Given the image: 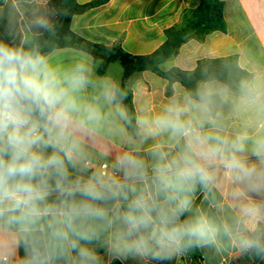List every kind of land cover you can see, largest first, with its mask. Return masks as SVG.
I'll list each match as a JSON object with an SVG mask.
<instances>
[{
  "label": "clouds",
  "instance_id": "1",
  "mask_svg": "<svg viewBox=\"0 0 264 264\" xmlns=\"http://www.w3.org/2000/svg\"><path fill=\"white\" fill-rule=\"evenodd\" d=\"M55 15L0 2V264H264V61L133 110L90 53L50 48Z\"/></svg>",
  "mask_w": 264,
  "mask_h": 264
},
{
  "label": "crops",
  "instance_id": "2",
  "mask_svg": "<svg viewBox=\"0 0 264 264\" xmlns=\"http://www.w3.org/2000/svg\"><path fill=\"white\" fill-rule=\"evenodd\" d=\"M48 7L56 13L50 5ZM96 0H76L80 6ZM225 33L213 32L203 42L189 40L178 52L159 65L161 71L178 68L195 69L203 59L223 58L236 55L239 67L246 71L257 61H264V4L259 0H222ZM2 2V0H0ZM199 0H108L83 13L70 17L69 30L78 37L107 48H120L131 56H143L154 52L165 41V30L180 23L185 10L195 9ZM63 56L76 51L73 47L55 48ZM112 75L131 93L134 110L144 104L158 106L172 94L173 88H184L171 83L151 71L131 74L123 81V69L112 63L106 73ZM199 258L192 259L187 252L171 261H149L147 264H253L247 254L234 250L218 251L214 247L197 248ZM121 264H135L124 257H108Z\"/></svg>",
  "mask_w": 264,
  "mask_h": 264
},
{
  "label": "trees",
  "instance_id": "3",
  "mask_svg": "<svg viewBox=\"0 0 264 264\" xmlns=\"http://www.w3.org/2000/svg\"><path fill=\"white\" fill-rule=\"evenodd\" d=\"M108 0H96L86 5L80 6L76 0H52L50 5L57 11L56 33L54 36L45 34L43 39L49 42L50 48L73 47L87 51L97 61H100L98 73H106L107 67L112 63H119L123 69V81L131 74L140 71H151L169 84L180 83L184 88H190L202 78L205 71L218 75L229 73L237 74L242 70L238 65L236 55L223 58L203 59L197 63L195 69L183 71L172 68L168 71H161L159 65L175 55L179 48L193 39L203 42L205 37L213 32L225 33L226 22L223 17L224 3L222 0H199L195 9L185 10L181 16L179 24L165 30V41L154 52L143 56H131L123 52L120 48H107L92 44L69 30L70 17L76 13H83L86 10L105 3ZM125 88L124 83L121 84ZM126 89V88H125ZM128 96L125 101L134 110L131 93L127 90ZM197 249H192L187 254L192 259L199 258ZM110 264H121L114 260Z\"/></svg>",
  "mask_w": 264,
  "mask_h": 264
},
{
  "label": "built area",
  "instance_id": "4",
  "mask_svg": "<svg viewBox=\"0 0 264 264\" xmlns=\"http://www.w3.org/2000/svg\"><path fill=\"white\" fill-rule=\"evenodd\" d=\"M225 263L229 264V262H225Z\"/></svg>",
  "mask_w": 264,
  "mask_h": 264
}]
</instances>
